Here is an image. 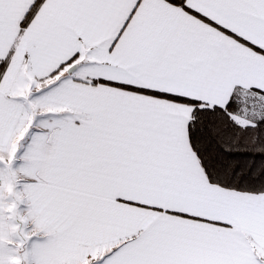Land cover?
Masks as SVG:
<instances>
[{
    "label": "snow or ice",
    "instance_id": "6c2138e0",
    "mask_svg": "<svg viewBox=\"0 0 264 264\" xmlns=\"http://www.w3.org/2000/svg\"><path fill=\"white\" fill-rule=\"evenodd\" d=\"M0 264H264V0H0Z\"/></svg>",
    "mask_w": 264,
    "mask_h": 264
}]
</instances>
